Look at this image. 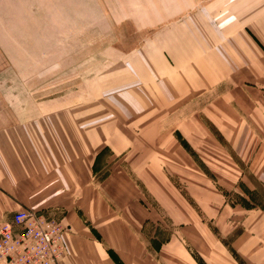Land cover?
<instances>
[{
	"label": "crops",
	"instance_id": "obj_1",
	"mask_svg": "<svg viewBox=\"0 0 264 264\" xmlns=\"http://www.w3.org/2000/svg\"><path fill=\"white\" fill-rule=\"evenodd\" d=\"M124 21L147 32L137 45L106 48L100 81L123 89L102 93L100 105L91 95L19 106L18 70L39 67L19 58L82 52V37L94 38L96 51L99 26ZM97 80L90 73L89 85ZM7 90L0 224L24 208L55 214L71 228L58 264H264V208L210 187L211 179L235 189L264 180V0H0V112ZM98 112L109 113L104 125ZM123 112L150 113L129 125ZM177 112L205 123L189 125L188 116L177 126ZM206 112H217L219 124H208ZM226 138L232 175L220 163ZM143 149L151 150L144 160L153 177L140 176L151 204L123 160ZM211 156L212 174L201 167ZM150 222L155 234L144 240ZM163 222L168 233L158 239Z\"/></svg>",
	"mask_w": 264,
	"mask_h": 264
},
{
	"label": "rangeland",
	"instance_id": "obj_2",
	"mask_svg": "<svg viewBox=\"0 0 264 264\" xmlns=\"http://www.w3.org/2000/svg\"><path fill=\"white\" fill-rule=\"evenodd\" d=\"M147 31H138V28L134 25L132 21H124L117 23L113 25L111 28L109 26H105L102 24L99 26L98 29V37H97V45L98 48L96 51L89 52V45L94 44V38L89 37H82L81 38V49L82 52H75V53H34V54H27L26 58H19V60H25L28 58H32L35 65H38L39 67L33 68V69H19L18 70V82H17V92L15 93L14 97L17 98V103L19 106L25 107L27 101L33 99L35 106L38 108L39 105H42L43 103H50V100L54 101L57 100L56 98L63 97L66 100V103L69 104V101L76 100L80 96L82 99V102H88L90 100L91 95L93 98L97 96L98 104H102L103 94L104 92H111V94H114V91L117 89H123V85H106L105 83L101 82L100 80H105V73L107 71V65L106 61L109 60L107 55H111V52H108L106 49L108 45H119L128 47L131 45H137L139 40L142 38V35L146 33ZM24 55V54H23ZM111 60V59H110ZM44 66V67H41ZM90 73H97L98 80L96 81V86L89 85L88 79ZM95 77V76H94ZM135 86H133L130 89H133ZM9 88V86H8ZM13 88V85H12ZM97 94V95H95ZM9 90H7V94L3 93V99H7L3 102H1V108L3 109V112H0V122L5 121L8 117V112H4V108H9ZM115 112H111V114H114ZM150 112H123V116L121 114L117 115L119 118H124L125 120H122L123 123L131 124V125H140L141 121L149 114ZM192 113L195 112H177L173 119H175L177 126L185 125L186 121H189V117L191 119V122L189 121V125L197 126L204 118L203 116H198V119L196 118V115L193 116ZM207 119L209 123H211V126H214L215 123L219 124L217 116V112H206ZM107 115H109L108 112H98L97 116V125L100 126V124L106 121ZM116 115V114H114ZM221 115V114H220ZM143 116V117H142ZM185 117V120L182 122L181 119ZM195 117V119H193ZM116 121H119V119L116 117H113ZM151 118V116L149 117ZM220 118V117H219ZM139 119V121H137ZM202 119V120H201ZM164 120V119H163ZM205 123V119L203 120ZM212 123L214 125H212ZM116 123H112V126L115 127ZM163 124H167L166 121H163ZM119 125H121V121L119 122ZM219 126V125H218ZM212 129V128H211ZM178 130V128H177ZM218 135V133H217ZM227 136V135H226ZM230 137V134L229 136ZM211 138H213L211 136ZM106 142V141H104ZM230 142L228 138H226V149L220 148V151L226 156L227 162L220 161V163L223 162L226 170L224 169L225 173L231 174L232 168L234 167L233 163H230L231 159H234V153L235 151L231 149ZM136 145V144H135ZM147 151V153H146ZM149 151L148 149L143 150H137V151H129L127 153H123V160H125L126 167L130 168L131 176L133 175V178H139V180L136 179L137 183L142 186L143 194H145V199L147 202L151 204L152 199L148 196V189L144 187V181L142 178L145 176L153 177L152 175V169L148 165L144 159L145 156L147 157ZM146 153V155H145ZM108 155V149H104L103 153L101 154L102 161L105 160V158ZM202 160L205 159V155L201 157ZM195 158L199 161H201L197 154H195ZM221 158V157H220ZM121 160V157L119 159V162ZM211 163L210 165H202L201 167L206 171L207 169L210 170V174L218 170V166L216 164L212 163V156L210 158ZM241 164H244L243 161ZM122 167V165H121ZM107 165L100 170V172L96 175V179H100L107 171ZM124 169V168H123ZM125 170V169H124ZM146 174V175H145ZM196 174V173H195ZM142 178H141V177ZM147 176V177H148ZM197 178V175H196ZM211 184L210 187L217 188L220 192V194H224L225 200L228 201H239L243 204H258L264 208V180L260 181H245L244 186H239L234 188L229 183H226L225 187L221 185L219 182H213V180H210ZM197 182V181H196ZM194 182V183H196ZM198 183V182H197ZM219 184V185H218ZM247 186L250 191V196H245L243 194L244 190H247ZM247 195V194H246ZM49 214H52L56 216L53 213L46 212ZM165 218V225L169 226V224L166 221ZM154 225L150 223H146L144 226L143 234L141 237L144 240H149L154 233ZM164 227V222L162 226H158L156 229V235L158 239H163L166 234L168 233V227ZM155 234V233H154ZM150 244V242H149ZM151 246V244H150Z\"/></svg>",
	"mask_w": 264,
	"mask_h": 264
},
{
	"label": "built area",
	"instance_id": "obj_3",
	"mask_svg": "<svg viewBox=\"0 0 264 264\" xmlns=\"http://www.w3.org/2000/svg\"><path fill=\"white\" fill-rule=\"evenodd\" d=\"M45 210L24 208L0 224V264H58L69 224Z\"/></svg>",
	"mask_w": 264,
	"mask_h": 264
}]
</instances>
